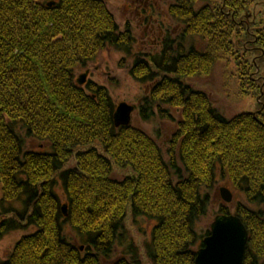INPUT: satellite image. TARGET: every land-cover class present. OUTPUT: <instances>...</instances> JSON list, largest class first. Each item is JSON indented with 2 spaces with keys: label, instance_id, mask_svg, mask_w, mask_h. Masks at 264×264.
<instances>
[{
  "label": "trees",
  "instance_id": "16d2710c",
  "mask_svg": "<svg viewBox=\"0 0 264 264\" xmlns=\"http://www.w3.org/2000/svg\"><path fill=\"white\" fill-rule=\"evenodd\" d=\"M171 2L179 32L167 31L160 58L138 54L130 66L149 84L143 119L181 111L167 158L133 123L116 126L105 87L75 80L102 51L135 42L105 0H0V234L35 229L0 264H145L127 240L130 211L154 222L151 264H196L220 177L245 200L233 214L248 230L244 264H264V12L249 17L251 0ZM219 63L235 65L240 92L261 98L258 112L226 118L196 87ZM117 167L131 175L118 178Z\"/></svg>",
  "mask_w": 264,
  "mask_h": 264
},
{
  "label": "rangeland",
  "instance_id": "374dc122",
  "mask_svg": "<svg viewBox=\"0 0 264 264\" xmlns=\"http://www.w3.org/2000/svg\"><path fill=\"white\" fill-rule=\"evenodd\" d=\"M109 4L110 9L115 15L117 24L124 31L130 26L135 36V42L132 45L130 52L126 50H104L97 58L95 63L88 65L86 69H77L75 80L79 76L90 71L87 83L92 81L98 86H103L109 91L110 97L116 105L126 102L131 106H135L133 114V125L148 133L154 138L163 148L164 153L168 158L167 150L170 147V140L177 132L178 124L181 121V111L173 110L166 107L173 115L172 120H162L159 115L154 118L143 119L141 115V108L143 107L144 97L147 95L149 84L138 82L130 74V66L138 54H151L156 58H160L162 50V39L167 31L175 34L178 31L177 23L171 20L168 13L169 7L172 4L171 0H105ZM259 6V7H258ZM264 0H251L249 5V17L259 15L264 12ZM196 42H198L196 40ZM124 62L122 66V62ZM261 69L264 76V63L261 62ZM235 65H226L224 63L217 64L214 71L207 77H200L195 81L196 87H200L206 92H209L213 97L216 108L223 113L226 118L240 115L241 113L258 112L261 108L260 100L251 92L243 94L240 92V85L237 76L234 74ZM86 83V84H87ZM30 146L37 149L42 145L37 141H30ZM117 177L120 179L131 175L129 170H121L117 167ZM58 185L56 191L60 197L66 196L63 181L57 178ZM226 187L234 194V202L226 204L222 200L220 190ZM211 207L209 217L204 221V227L211 228L216 215L220 214L223 208H227L231 214L235 213L238 202H245L241 193H239L226 178L218 180L217 187L211 193ZM3 193L0 185V216L5 211L3 204H1ZM9 208L7 205L6 208ZM10 208L22 210L24 205L16 202ZM135 221L132 217L131 211L127 215L126 231H128V239L134 240L136 246L141 252L142 260L145 264H151L147 257L146 249L149 248L152 242V228L154 222L148 221L145 218L138 217ZM35 231L34 227H19L10 229L7 232L0 234V257L8 260L15 245L24 237L29 236ZM69 237L78 246L84 245L83 241L78 238L77 234L70 231L66 227ZM122 248V247H121ZM85 251L83 247L82 252ZM122 249L116 251V255H121Z\"/></svg>",
  "mask_w": 264,
  "mask_h": 264
},
{
  "label": "water",
  "instance_id": "95a60500",
  "mask_svg": "<svg viewBox=\"0 0 264 264\" xmlns=\"http://www.w3.org/2000/svg\"><path fill=\"white\" fill-rule=\"evenodd\" d=\"M90 71L78 78L80 85H85ZM114 121L118 128L130 126L135 112V106L126 102L119 104L115 111ZM222 200L226 204L234 201L230 189L220 190ZM66 212V207L64 210ZM211 234L204 240V246L199 250L196 264H244L248 243V230L237 215L224 214L215 218L211 225Z\"/></svg>",
  "mask_w": 264,
  "mask_h": 264
}]
</instances>
